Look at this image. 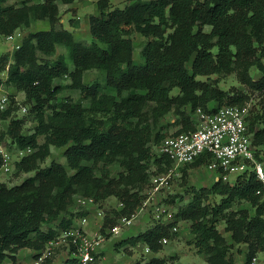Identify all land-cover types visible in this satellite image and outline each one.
Instances as JSON below:
<instances>
[{
    "label": "trees",
    "instance_id": "obj_1",
    "mask_svg": "<svg viewBox=\"0 0 264 264\" xmlns=\"http://www.w3.org/2000/svg\"><path fill=\"white\" fill-rule=\"evenodd\" d=\"M7 1L0 0V37L11 35L31 22L32 8L5 6ZM53 1L44 0L48 5ZM131 1L136 3L125 9L111 7L109 0L98 1L100 15L90 18V30L95 39L91 45L76 41L71 32L51 29L32 34L18 50L10 79L30 101L36 102L33 110L38 126L33 134L25 135L24 121L13 119L6 136L21 149L34 150L17 164L16 174L36 172V175L13 188L0 185V202L9 196L13 198L9 203L0 204V264L10 258L17 261V254L24 248L42 251L61 230L69 228L76 217L85 215L62 216L79 192L98 202L118 197L124 204L117 212L118 216L130 217L137 211L142 196L131 190L127 182L147 169L142 163L150 157L149 150L142 149L151 139L149 130L142 131L145 141L138 148L132 129V120L142 115L144 101L165 103L170 99L171 91L179 88L189 97L195 113L198 109L216 111L226 105L238 106L247 99L246 95L230 94L198 79L234 71L241 83L264 93V0ZM204 26L212 27L211 32H204ZM165 27H174L173 33L166 36ZM134 32L154 38L143 51L144 62L141 64H136L133 59L130 35ZM56 44L69 49V58L75 66L73 71L63 57L53 64L38 63L36 51L53 54ZM215 48L217 54L213 52ZM253 66L262 73L257 81L250 75ZM93 67L106 73L104 85L83 83L84 71ZM63 76L71 78L70 87L81 92L82 98L89 102L88 107L72 101L58 106L52 104L65 88L54 85V80ZM126 92L127 96L124 95ZM212 101L217 106H210ZM47 109H51L50 115ZM8 116V109L0 111L1 118ZM259 119L263 128L258 130L248 120L254 145L259 149L257 157L262 160L258 146L264 147V113ZM191 130L195 127L189 126L177 133ZM41 135L46 139L42 145L38 143ZM51 147H67L66 157L74 171L72 175L56 161L47 168L40 167L51 156ZM159 160L172 164L166 155L159 154ZM210 162L211 157H201L192 164L209 165ZM116 163L125 170L118 179L110 175V168ZM222 180L223 177H219L220 182L214 187L226 196L219 206L211 210L203 206L201 194L195 196L184 213V216L204 220L211 215L206 222L197 220L193 226L196 247L208 254L214 251L212 241L220 237L217 218L225 216L227 228L238 242L249 243L253 248L263 241L260 250L264 249V205L258 195L262 184L254 174L241 175L223 185ZM204 192L209 194L212 190L204 189ZM236 197L250 201L256 207V214L250 216L241 211L227 214ZM57 221L60 228L57 232L43 230L45 225ZM109 224L106 221L103 233ZM170 230L171 226L158 225L142 239L130 238L119 245L136 246L141 240L150 251L158 253L162 248L161 239ZM69 261L77 264L74 260ZM219 262L234 264L226 260V256ZM165 263L164 259L155 258L148 264Z\"/></svg>",
    "mask_w": 264,
    "mask_h": 264
},
{
    "label": "rangeland",
    "instance_id": "obj_2",
    "mask_svg": "<svg viewBox=\"0 0 264 264\" xmlns=\"http://www.w3.org/2000/svg\"><path fill=\"white\" fill-rule=\"evenodd\" d=\"M99 0H54L51 4H45L44 0H8L5 6H15L18 8H32L30 12L31 22L29 26H22L15 32H20L22 42L30 38L32 34L41 31H68L74 35L78 42L91 45L95 39L90 30L91 16L100 15L98 9ZM141 2H149L151 0H140ZM111 7L125 9L132 6L136 1L131 0H109ZM39 16H42L40 18ZM170 24L173 25L172 21ZM212 27L204 26V32L210 33ZM174 27H165L166 36L171 35ZM9 35L0 37V89L7 94L9 102L7 109L9 116L5 119L0 117V136L5 137L9 128L10 121L13 119L23 120V133L31 135L38 126L36 112L33 107L35 101H30L24 91L19 90L10 79L12 68L16 64V56L19 52L15 48V43L8 40ZM133 41V59L136 64L144 62L143 51L147 44L153 40V37H146L141 33L134 32L130 35ZM36 44V41H32ZM218 49L213 50L217 54ZM39 64H53L59 58H65L71 71L75 66L69 58V49L63 44H56L53 54H47L41 50L36 51ZM264 62V59H263ZM191 68L190 64L188 65ZM24 70V69H22ZM250 75L253 80L257 81L261 78V71L253 66L250 69ZM106 73L98 68H90L83 73V83L87 86L95 84L104 85L106 82ZM212 87L228 92L230 94L241 93L247 96L244 102L239 103L243 109L247 110L249 119L255 124L256 129H262L263 124L259 118L264 113V93L250 88L241 83L236 71L231 73L212 74L210 76L198 77ZM72 81L69 76H63L54 80V85L64 86V90L56 99L52 101L53 105L58 106L64 102L72 101L74 103L82 102L86 107L89 106L88 100L82 98L79 90L71 88ZM107 93L115 95L113 91L106 90ZM138 93L145 94V92ZM125 96L128 95L126 92ZM210 106H217L215 102H211ZM26 110V111H24ZM142 115L132 120V129L134 130V141L136 147H141L145 141L142 131L150 132V141L142 148L149 150V159L143 161L142 165L147 169L140 171L136 177L128 180V187L139 192L142 196V202L137 211L128 217L132 220L130 225H125L119 233H111L107 237L106 242L102 246L100 254L97 256L93 264H148L152 259H164L165 264H220L222 257L226 256V260L232 261L234 264H264L263 241L255 245L253 248L246 242H238L233 236L232 231L228 230L225 216L217 218V228L220 237L216 241H212L214 251L211 254L201 252L196 247L195 234L193 226L197 220L189 216H184L186 210L193 202L196 195L203 196V206H207L210 210L219 206L226 196L215 190L218 184L220 174L211 171L207 165L189 164L182 168H176L172 164L159 160L160 146L163 138L177 134L178 131L186 127H196L197 117L195 111L192 110L190 99L184 95L179 88H174L170 93V99L162 104L144 101L141 104ZM52 113L51 109H47V114ZM8 141L11 139L6 136ZM6 140V141H7ZM7 141V142H8ZM45 136L38 137V143L44 144ZM10 144H13L11 141ZM258 146V145H257ZM259 154L264 162V147ZM67 147H51V156L43 163L41 168H47L53 161L65 166L69 174L74 171L69 167L66 157ZM147 155V153L145 152ZM92 165L91 162L85 163ZM125 172L120 163H116L110 168V175L114 179H118L120 173ZM97 174L100 175L99 170ZM36 172H18L14 173L5 180L8 188L22 185L26 180L33 178ZM234 180H231L233 182ZM227 181L222 180L221 184ZM211 191L202 193V190ZM215 190V191H214ZM82 192L74 196V202L69 206L67 213L62 216L69 218L70 214H90L87 208L82 207L79 199H88ZM92 198V197H91ZM4 199V198H3ZM1 200L0 204L9 203L12 197ZM95 200V199H94ZM121 201L118 197L112 196L102 201L95 200V209L104 212V224L109 221L110 224L106 230L113 229L116 225H120L122 216H118V204ZM248 212L250 216L256 214V207L250 201L236 197L231 207L226 211L229 212ZM120 212V211H119ZM211 218V215L203 221ZM158 225L171 226V230L167 236L161 239L162 246L158 253L149 250L145 243L141 240L136 246L119 244L130 238H140ZM59 221L47 224L43 227L44 231L59 230ZM256 244V243H255ZM11 260V258L9 259ZM18 260H27L25 258H17ZM9 262V261H8ZM4 264H8L5 262ZM48 264H72L69 259L56 251L54 257L48 261Z\"/></svg>",
    "mask_w": 264,
    "mask_h": 264
},
{
    "label": "built area",
    "instance_id": "obj_3",
    "mask_svg": "<svg viewBox=\"0 0 264 264\" xmlns=\"http://www.w3.org/2000/svg\"><path fill=\"white\" fill-rule=\"evenodd\" d=\"M20 32L8 36L19 50L22 46ZM9 97L0 89V111L7 110ZM26 111V110H24ZM197 126L195 130L170 135L164 138L160 146V154L166 155L176 168L194 163L201 157H211L207 165L211 171L220 174L224 181L231 182L241 175L254 174L262 184L258 191L260 201L264 205V162L257 157L258 148L254 145V134L249 129V115L240 106H222L216 111H196ZM0 136V185L6 178L17 172V164L31 155V148L21 149L15 143ZM82 207L89 212L95 207L92 198L79 199ZM123 203L117 209L121 211ZM104 212L95 209V222L92 227L90 217L85 215L75 218L73 224L47 243L45 248L27 260H18L10 264H48L56 251H61L69 260L77 264H93L100 254L102 246L111 233L117 234L132 220L122 216L120 225L102 232Z\"/></svg>",
    "mask_w": 264,
    "mask_h": 264
},
{
    "label": "crops",
    "instance_id": "obj_4",
    "mask_svg": "<svg viewBox=\"0 0 264 264\" xmlns=\"http://www.w3.org/2000/svg\"><path fill=\"white\" fill-rule=\"evenodd\" d=\"M94 212H95V210H92L90 212V214H88V216L90 217V221H91L92 227H93L94 222H95ZM35 254H36L35 249H33V248H24V249H21L19 251V253L17 254V258L29 259V258H32ZM5 262L10 264L11 260L7 259Z\"/></svg>",
    "mask_w": 264,
    "mask_h": 264
}]
</instances>
